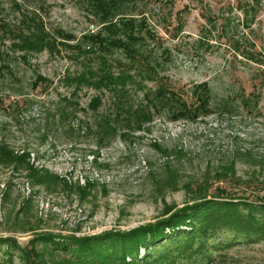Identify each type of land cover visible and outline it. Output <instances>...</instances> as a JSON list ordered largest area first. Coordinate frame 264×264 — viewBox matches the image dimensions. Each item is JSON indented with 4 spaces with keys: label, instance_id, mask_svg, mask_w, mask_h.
I'll return each mask as SVG.
<instances>
[{
    "label": "rangeland",
    "instance_id": "374dc122",
    "mask_svg": "<svg viewBox=\"0 0 264 264\" xmlns=\"http://www.w3.org/2000/svg\"><path fill=\"white\" fill-rule=\"evenodd\" d=\"M134 1L135 14L146 18L154 32L152 57L160 65L154 77L174 90L206 83L214 104L228 97L232 111L212 105L211 111L180 116L164 106L139 130L121 131L113 123L119 130L97 145L87 124L113 112L111 95L70 82L92 59L75 49L98 25L85 0H0V145L17 155L28 152L29 165L56 174L72 188L87 182L95 186L85 200L64 185L49 193L32 185L15 164H0V238L16 243L0 245V264H22L20 249L41 235L126 232L155 222L166 207L184 206L189 197L181 186L161 195L153 189L149 164L161 167L163 152L187 153L178 165L182 175H200L207 167L215 171L237 152L264 156V0ZM41 23L50 34L73 37L57 39L67 47L21 50L26 40L21 36L33 34L30 28L39 30ZM36 78L46 82L35 88ZM156 85L147 80L143 86L153 91ZM133 94L134 102L141 100V91ZM94 99L100 100L96 111L88 108ZM62 107L76 110L74 117L60 119ZM260 169L246 163L235 167L244 179L255 174L264 180ZM214 242L222 245L212 252L211 264H264V238L235 237L228 230ZM49 248L38 244L36 250Z\"/></svg>",
    "mask_w": 264,
    "mask_h": 264
},
{
    "label": "trees",
    "instance_id": "16d2710c",
    "mask_svg": "<svg viewBox=\"0 0 264 264\" xmlns=\"http://www.w3.org/2000/svg\"><path fill=\"white\" fill-rule=\"evenodd\" d=\"M85 7L89 15L97 19L98 25L96 31L82 36L75 49L78 55H89L93 60L89 59L84 64L83 72L75 75L70 82L77 87L87 85L98 91L105 90L111 95L113 112L96 117L93 124H87L89 128H94L97 145L106 140L108 133L113 135L119 130L111 126L113 123L120 124L121 131L139 130L142 122L148 121L152 113L164 106H168L169 112L180 116L200 112L199 110L211 111L212 105L224 113L232 111L228 97L214 104L206 83L197 84L185 91L184 88L174 90L165 88L154 77L156 67L160 66L157 59L152 57L154 32L145 23L146 18L135 14L138 8L134 0H85ZM42 26V23L38 25L41 30L32 27L30 30L33 34L27 32L26 37L21 36L26 39L25 45L19 47L21 50L39 48L55 51L58 45L67 47L64 42H56L57 39L71 41L73 38L61 31L50 34ZM29 38L38 45L31 44L33 42ZM93 64H96L95 68L92 67ZM147 80L157 84L153 91L144 89L143 85ZM42 82L46 80L36 78L33 87L37 88ZM138 91L142 92V98L134 102L133 93ZM64 101L66 102L65 99ZM99 101L94 99L88 108L96 111ZM68 105L71 104L68 102ZM75 112L76 110L67 111L65 107L57 110L60 119L74 117ZM162 154L165 161L161 167L154 168L149 164L148 176L153 189L161 195L166 191L182 188L189 197L188 203L181 208L166 207L155 222L126 232L112 230L83 237H35L29 242L27 249H20L21 263L211 264L214 260L212 252L222 245L214 240L225 231L234 232L235 237L242 235L247 238H264V180H260L255 174L244 179L235 170L237 163H246L261 168L259 173L262 175L264 156L258 158L250 156L248 151L237 152L229 164L221 165L215 171L207 167L200 175H182L178 165L187 153L174 149ZM28 158L29 153L26 151L17 155L0 145V164H15L14 168L28 174L32 185L49 193H54L57 187L64 185L85 200L95 188L90 182L83 186L77 183L72 188L56 174L33 168L27 162ZM56 238L62 240H55ZM12 241L0 238V245L15 246L16 243ZM38 244H49L50 248L46 250L48 252H37ZM141 249L144 251L142 256L139 254ZM60 251L64 255L61 256Z\"/></svg>",
    "mask_w": 264,
    "mask_h": 264
}]
</instances>
